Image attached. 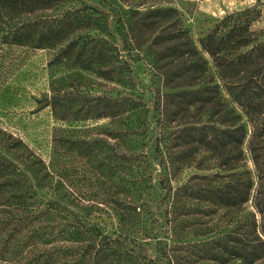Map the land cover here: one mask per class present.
Returning <instances> with one entry per match:
<instances>
[{
  "label": "trees",
  "instance_id": "1",
  "mask_svg": "<svg viewBox=\"0 0 264 264\" xmlns=\"http://www.w3.org/2000/svg\"><path fill=\"white\" fill-rule=\"evenodd\" d=\"M4 1L0 8L17 14L72 0ZM156 5L140 10L133 0H99L23 21L2 35L6 44L57 49L52 64L130 90L131 56L143 55L154 86L147 99L133 92L99 95L90 106L95 119L109 120L101 134L115 141L106 145L111 155L93 167H105L112 179L124 174L117 182L124 184H111L114 193L105 199L116 220L113 233L91 218L93 205L74 203L94 199L66 185L54 157L46 162L0 131V264H143L144 255L130 248L140 247V235L160 243L162 231L186 225L189 214L218 211L219 238L212 242L219 240V264L264 257V28L251 27L252 10L230 12L197 46L177 9ZM46 105L59 119L67 109L58 93ZM67 142L71 150L77 141ZM191 169L197 173L189 175ZM251 193L260 224L253 214L239 218Z\"/></svg>",
  "mask_w": 264,
  "mask_h": 264
},
{
  "label": "rangeland",
  "instance_id": "2",
  "mask_svg": "<svg viewBox=\"0 0 264 264\" xmlns=\"http://www.w3.org/2000/svg\"><path fill=\"white\" fill-rule=\"evenodd\" d=\"M98 1L72 0L63 5L60 1H54L53 5L32 11L23 10L16 12L17 14H11L10 9L0 8V131L22 139L46 162L50 157H54V162L63 172V181L66 185L71 183L75 193L86 199H94L89 203L82 201L74 203L80 207L93 205L90 207L91 218L106 232L113 233L117 230L116 220L109 209V204H105V199L114 193L110 188L111 184L117 183L124 174L117 171L116 179L113 180L108 176L105 167L100 171L93 167L101 162L100 158L111 155V149L106 145H112L115 141L101 134L102 127L109 126V120L95 119L90 106L99 95L108 96L116 93L124 95L133 92L147 99L148 90L154 86L148 61L143 55L131 56L135 89L130 90L124 85L98 78L90 71L68 67L62 63L52 64L51 60L57 49L10 45L1 40L2 35L11 32L23 21L58 16L67 7L94 5ZM133 1L140 10L143 6L148 7L153 3L157 4L156 6L175 7L197 46L198 40L209 32L222 16L230 12L252 10L251 15L257 18L251 27L255 30L264 28V0ZM2 3L6 1L0 0V6H3ZM55 93H58L66 103L67 109L59 114L62 119L57 118L46 105V99ZM54 138H60L61 142L54 145ZM67 141L77 142L69 150ZM91 141H98L100 144L96 148H87L91 150L89 153L84 143ZM102 143L104 145H101ZM125 147L124 142H117L115 148L117 152L122 153ZM53 149L56 153H53ZM245 160L247 168L252 170L253 166L247 152ZM103 164H108L107 159ZM187 173L192 175L197 172L191 169ZM120 182L117 184H124ZM255 186L256 182H253V188ZM118 193L117 197L122 198L124 193L121 191ZM251 199L252 193L244 204L239 218L246 220L253 214L260 224V216L254 210ZM167 217L170 218V215ZM186 219V225L178 222L172 231L163 230L158 238L160 243L155 239L142 238L144 236L140 235L135 239L140 247L130 248L144 255L143 264H219V253L216 252L219 248L218 246L214 248L219 240L217 243L212 242L219 238V211L203 217L199 214H189ZM214 254L216 255L213 256ZM228 264H239V261L233 260ZM255 264H264V257Z\"/></svg>",
  "mask_w": 264,
  "mask_h": 264
}]
</instances>
